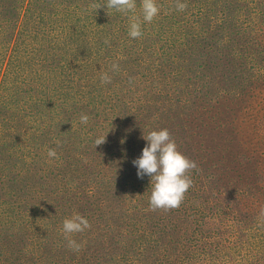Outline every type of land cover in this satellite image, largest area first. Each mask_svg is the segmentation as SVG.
<instances>
[{
  "label": "trees",
  "instance_id": "1",
  "mask_svg": "<svg viewBox=\"0 0 264 264\" xmlns=\"http://www.w3.org/2000/svg\"><path fill=\"white\" fill-rule=\"evenodd\" d=\"M93 2L106 0H0V223L11 209L23 227L0 231V255L18 237L27 241L12 264H264L257 157L241 144L228 162L231 139L199 141L217 134L202 110L262 92L264 0L223 10L217 0H180L183 12L177 0H156L160 13L142 22L140 38L128 35V16ZM105 72L111 83H101ZM262 117L254 109L247 123ZM162 129L197 168L179 208L153 211L151 177L133 160L143 133ZM99 136L106 142L95 147ZM17 170V183L3 181ZM74 213L91 225L72 236L78 252L62 234ZM164 239L176 262L158 255Z\"/></svg>",
  "mask_w": 264,
  "mask_h": 264
},
{
  "label": "clouds",
  "instance_id": "2",
  "mask_svg": "<svg viewBox=\"0 0 264 264\" xmlns=\"http://www.w3.org/2000/svg\"><path fill=\"white\" fill-rule=\"evenodd\" d=\"M106 6L108 15L111 11L121 13L129 17L128 35L131 38H140L142 33V22L151 23L160 13V7L156 0H140V16L136 15V0H106V3L93 2L89 5L92 10H99ZM188 5L177 0L175 8L185 11ZM105 43H108L106 40ZM112 69L118 71L119 65L112 64ZM102 84L111 83V77L105 72L100 76ZM89 116L81 114L80 122L87 124ZM143 139L148 143L142 150V155L133 160L138 169V176L151 177V195L149 200L150 209L165 211L179 208L184 201L185 194L192 186L190 171L197 168V164L183 155L177 148L167 129L152 130ZM106 142L105 136H99L94 140L95 147ZM49 158H56L57 152L50 148L47 152ZM264 218V210L260 213ZM91 227L89 221L79 213H74L70 218H65L62 224V234L68 242L72 251H80L82 245L72 239L73 234L82 233Z\"/></svg>",
  "mask_w": 264,
  "mask_h": 264
},
{
  "label": "rangeland",
  "instance_id": "3",
  "mask_svg": "<svg viewBox=\"0 0 264 264\" xmlns=\"http://www.w3.org/2000/svg\"><path fill=\"white\" fill-rule=\"evenodd\" d=\"M220 5L219 8L223 10V8L227 5H235L236 0H217ZM225 1V2H224ZM259 2V0H257ZM226 4V5H225ZM225 5V6H224ZM229 11V9H228ZM224 58H226V55H224ZM226 66V65H225ZM235 68L236 66L233 65ZM223 66L222 72L227 68ZM209 94H211L210 99L213 97V92L209 91ZM244 92L240 95H238V98L236 100V104L232 103L229 99L226 98H220L222 101L220 107L217 106V109L211 110L209 108V112H206L205 110H202L203 112V118L208 121L213 127L216 128L217 134L210 136L206 135L199 141H203L200 145H218L223 143H226L229 141L230 144V150L229 153H224V149L222 151L223 156L230 161H235L236 156L233 154V151H237V147H240V145H244L253 155L257 157L256 166L259 167V171L264 174V83L262 84V92L260 94H253V91L248 92L247 95H243ZM212 102L214 103V99H212ZM210 104V103H209ZM215 104V103H214ZM212 105V104H211ZM234 108H236V111L234 112ZM254 109H257L259 113L263 114V117L261 120H259V123H256L254 126L251 127L247 122L248 114L252 112ZM235 115V116H234ZM233 121V123H229ZM249 135V136H248ZM246 136L248 140H246ZM242 141V142H241ZM188 151L191 153L190 150L187 149V155L189 157ZM235 166L243 171L241 167L238 165V163H235ZM258 169H255V172H257ZM26 172V169H25ZM24 175V174H23ZM20 173V170L12 171V177L6 176L3 181L10 182V183H17L19 179L23 176ZM22 180V179H21ZM14 194V189H13ZM6 214H8L6 212ZM3 220L0 223V231H5L7 229L8 232L13 231V226H18L23 230V227L19 225L22 224L20 220V216L17 214H13L12 210L10 209L9 214L7 217L3 216L1 217ZM18 232V228L16 229ZM58 231V230H57ZM3 234V233H1ZM154 244L158 242L159 235L154 233ZM27 239L24 238H18L16 237L14 244L11 245L12 242L6 243L9 247L3 248V253L0 255V264H12V261L14 259L13 253H16L19 246H22L25 244ZM65 245L68 246V242L65 241ZM176 247V244L168 239H164L161 242V246H156V250L158 255L164 254L168 252L172 255V261L176 262L178 259L179 254L174 249Z\"/></svg>",
  "mask_w": 264,
  "mask_h": 264
},
{
  "label": "bare ground",
  "instance_id": "4",
  "mask_svg": "<svg viewBox=\"0 0 264 264\" xmlns=\"http://www.w3.org/2000/svg\"><path fill=\"white\" fill-rule=\"evenodd\" d=\"M225 2V1H224ZM228 5V4H227ZM232 239V238H231Z\"/></svg>",
  "mask_w": 264,
  "mask_h": 264
}]
</instances>
